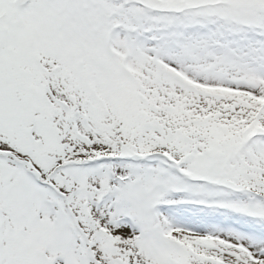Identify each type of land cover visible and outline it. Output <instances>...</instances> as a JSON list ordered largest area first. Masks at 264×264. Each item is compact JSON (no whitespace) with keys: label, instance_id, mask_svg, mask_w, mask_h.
Wrapping results in <instances>:
<instances>
[{"label":"snow or ice","instance_id":"snow-or-ice-1","mask_svg":"<svg viewBox=\"0 0 264 264\" xmlns=\"http://www.w3.org/2000/svg\"><path fill=\"white\" fill-rule=\"evenodd\" d=\"M0 264H264V0H0Z\"/></svg>","mask_w":264,"mask_h":264}]
</instances>
